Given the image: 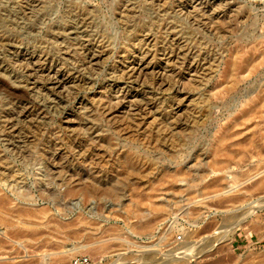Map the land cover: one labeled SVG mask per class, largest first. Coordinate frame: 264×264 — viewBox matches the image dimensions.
Wrapping results in <instances>:
<instances>
[{"label":"rangeland","instance_id":"1","mask_svg":"<svg viewBox=\"0 0 264 264\" xmlns=\"http://www.w3.org/2000/svg\"><path fill=\"white\" fill-rule=\"evenodd\" d=\"M0 64V264H264V0H0Z\"/></svg>","mask_w":264,"mask_h":264},{"label":"bare ground","instance_id":"2","mask_svg":"<svg viewBox=\"0 0 264 264\" xmlns=\"http://www.w3.org/2000/svg\"><path fill=\"white\" fill-rule=\"evenodd\" d=\"M32 1V0H31ZM24 2V1H23ZM28 2V1H27ZM29 7V6H28ZM87 10V9H86ZM160 11V10H159ZM15 12V11H14ZM137 12V11H136ZM90 23V22H89ZM93 24V23H92ZM226 27V26H225ZM68 32V31H67ZM146 37V36H145ZM149 37V36H148ZM50 38V37H48ZM144 38V36H143ZM170 38V37H169ZM145 40V39H143ZM154 41V40H153ZM177 41V40H176ZM86 42V41H85ZM146 42V41H145ZM13 43V42H12ZM63 43V42H62ZM151 43V42H150ZM181 44V43H180ZM179 44V45H180ZM48 45V44H47ZM183 45V44H182ZM14 46V45H13ZM61 46V45H60ZM178 46V45H177ZM82 47V46H81ZM27 48V47H26ZM187 48V47H186ZM18 49V48H17ZM144 49V48H143ZM147 49V48H146ZM11 50V49H10ZM64 50V49H63ZM84 51L86 53V55L88 56V63L91 65H95L99 62V60L104 56V52L99 50L96 46H92V45H84ZM169 51V50H168ZM167 51V52H168ZM25 52V51H24ZM71 52V51H70ZM150 52V51H149ZM15 53V52H14ZM131 53V52H130ZM145 53V52H144ZM152 53V52H151ZM170 53V52H169ZM21 54V53H20ZM163 54V53H162ZM9 55V54H8ZM23 55V54H22ZM28 57L27 59L30 62H34L37 63V68L35 73H33L31 75V87H29L27 89V91L30 94H34L35 93V89H38L39 86L44 87L46 90H52V91H56L58 93L61 94H65L67 92V86L73 82V80L75 79L74 76L70 73L65 71L64 69L61 68V66L59 65L58 62L49 59V57L44 54L42 51L41 52H36V51H32L27 53ZM58 55V54H57ZM56 55V56H57ZM63 55V54H62ZM65 55V54H64ZM180 55V54H179ZM160 56V55H159ZM7 57V56H6ZM21 57V56H20ZM67 57V56H66ZM179 57V56H178ZM177 57V58H178ZM9 58V56H8ZM151 58V57H150ZM180 58V57H179ZM178 58V59H179ZM182 58V57H181ZM68 59V58H67ZM69 60V59H68ZM8 61V60H7ZM135 61V60H134ZM211 61V60H210ZM69 62V61H67ZM176 62V61H175ZM27 63V62H26ZM164 63V62H163ZM202 63V62H201ZM194 66V64H193ZM4 66L0 64V69H2ZM165 67V66H164ZM168 67V66H167ZM198 67V66H197ZM235 67V65H234ZM8 68V67H7ZM82 68V67H81ZM84 68V67H83ZM94 67H92L93 69ZM154 71V69H157L156 67H154L153 65H151V62H147L145 57L141 58L139 61L137 62H132L129 63L127 70L125 72V76L129 79L131 78L133 75H137V79L135 80V82L137 84L140 83V80L144 77H146L149 73V70ZM72 71V70H71ZM75 71V70H74ZM27 72V71H26ZM172 72V71H171ZM212 72V71H211ZM123 73V72H122ZM157 77L156 79V83L158 85L159 89H167L168 87H170V83L167 81L166 79V75H164L163 72H160V70L157 72ZM19 74V73H18ZM156 74V73H155ZM189 74V73H188ZM198 74V73H197ZM25 75V74H24ZM121 75V74H120ZM119 77V76H118ZM150 78V77H149ZM147 79V78H146ZM197 79V78H196ZM82 80V79H81ZM193 80V79H192ZM191 80V81H192ZM115 81V80H114ZM119 81V80H118ZM145 81V80H144ZM152 82V80H151ZM149 82V83H151ZM186 82V81H185ZM142 83V82H141ZM178 83V82H177ZM182 84V83H180ZM191 84V82L189 83ZM116 85V84H115ZM122 85V84H121ZM143 85V84H142ZM147 85V84H146ZM127 86V85H126ZM144 86V85H143ZM107 87V86H106ZM124 87V86H123ZM182 87V86H181ZM185 87V86H184ZM194 87V86H193ZM131 88V87H130ZM142 88V87H141ZM155 88V87H154ZM23 89V88H22ZM124 89V88H123ZM122 89V90H123ZM150 89V88H149ZM165 89V90H166ZM188 89V88H187ZM141 90V89H140ZM148 92V91H147ZM185 92V91H184ZM123 93V92H122ZM146 93V92H145ZM133 94V93H132ZM148 94V93H147ZM190 94V93H189ZM93 95V94H92ZM182 95V94H181ZM153 96V95H152ZM184 96V95H183ZM195 96V95H194ZM138 97V96H137ZM180 97V96H179ZM151 98L148 95H143L142 94V99H141V104H137L138 108L137 110H139L141 107L143 109H148L150 115L153 114L154 112L151 111L150 105H151ZM134 99V98H133ZM132 99V101H133ZM42 100V99H41ZM83 100V99H82ZM89 100V99H88ZM165 100V99H164ZM178 106L176 108V112H174V114H178L179 112V108L181 107L182 104H184L186 101H188L187 97H183L182 99H178ZM78 102V101H77ZM121 102V101H120ZM134 102V101H133ZM89 103V102H88ZM132 103V102H131ZM44 105V104H43ZM134 105V104H133ZM156 105V104H155ZM172 105V104H171ZM174 105V104H173ZM51 107V106H50ZM125 105L123 103H118V105L115 107L114 110H112L110 112V114L114 113L112 120L114 121V124L116 125L117 128H119V130H123V131H129L130 129H132L133 125L136 127L137 125H140V123L138 122V117L131 115L130 113H128L126 116L123 113H127V111H125ZM129 108V107H128ZM192 108V107H191ZM120 110H122L120 112ZM186 111V110H185ZM189 111V110H188ZM134 112V111H133ZM181 112V111H180ZM183 113V112H182ZM123 114V115H121ZM13 115V114H12ZM156 116V115H155ZM16 117V116H14ZM149 117V116H148ZM188 117V116H187ZM108 119V118H107ZM134 119V120H133ZM75 120V119H74ZM179 120V119H178ZM138 122V124H134L133 122ZM149 121V120H148ZM73 121L72 119L68 121L69 124H71ZM76 122V121H75ZM178 122V121H177ZM176 122V123H177ZM10 123V122H8ZM31 124V123H30ZM165 124V123H164ZM17 125V124H15ZM14 125V126H15ZM7 127V126H6ZM13 127V126H11ZM72 127V126H71ZM170 127V126H169ZM10 128V127H9ZM13 130H15L13 128ZM133 130V129H132ZM15 132V131H14ZM127 133V132H126ZM154 142V141H153ZM169 142V141H168ZM166 145V144H165ZM99 147V146H98ZM96 163V161H95ZM258 186L263 187L264 186V180L258 183ZM114 191V190H112ZM224 202V201H223ZM214 204V203H213ZM1 219V218H0ZM144 223V222H143ZM235 226V225H234ZM235 228V227H234ZM228 231V230H227ZM223 239V238H222ZM210 245V244H209ZM210 248V247H209ZM206 249V247L204 248ZM197 254L200 253L199 249H197ZM202 252V251H201ZM148 254V253H147ZM151 254V253H150ZM153 254V253H152ZM188 254V253H187ZM193 254V253H192ZM26 255V254H25ZM28 255V254H27ZM194 255V254H193ZM200 255V254H199ZM2 256V255H1ZM149 257L153 256V255H148ZM183 256V255H181ZM185 256V255H184ZM188 256H190L188 254ZM187 256V257H188ZM150 257V258H151ZM3 258V257H2ZM175 258V257H174ZM179 258V257H178ZM179 260V259H177Z\"/></svg>","mask_w":264,"mask_h":264}]
</instances>
